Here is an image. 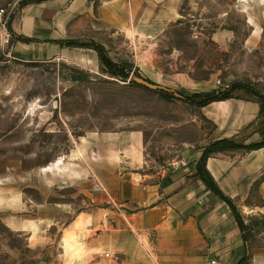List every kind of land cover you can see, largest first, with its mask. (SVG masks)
I'll list each match as a JSON object with an SVG mask.
<instances>
[{"label":"crops","instance_id":"obj_1","mask_svg":"<svg viewBox=\"0 0 264 264\" xmlns=\"http://www.w3.org/2000/svg\"><path fill=\"white\" fill-rule=\"evenodd\" d=\"M180 7V0H25L9 26V54L35 63L62 61L96 73L102 69L97 52L66 43L95 41L109 55L112 46L106 39L121 35L128 42L129 63L159 89H176L186 96L217 91L220 88L210 79L163 72L156 65L154 42L180 21ZM137 46H142L139 52ZM197 109V116L212 128L198 147L183 146L171 160L149 159L143 132L90 135L82 138L80 155L98 143L86 156H68V163L64 159V165L73 167L64 172V189L76 188L77 196L90 200V206L80 208L64 228V238L81 236L80 264H99L102 253L107 258L122 256V264H206L211 259L239 264L247 255L248 264H264L263 233L254 229L255 217L264 225V205L245 206L256 182L264 198L260 180L264 148L213 153L205 165L250 229L247 244L230 208L196 176L209 145L221 140L242 139L243 145L262 141V133L255 130L261 105L228 98ZM64 208L75 210L72 202L64 203ZM26 228L32 225L15 230ZM63 252L65 264L71 258V253H65V242Z\"/></svg>","mask_w":264,"mask_h":264},{"label":"rangeland","instance_id":"obj_2","mask_svg":"<svg viewBox=\"0 0 264 264\" xmlns=\"http://www.w3.org/2000/svg\"><path fill=\"white\" fill-rule=\"evenodd\" d=\"M22 2L0 0V264H64V228L80 208L90 206L88 197L76 195V188L64 189V172L73 168L64 159L68 163V156H86L98 143L80 155L82 138L143 132L146 156L161 163L183 146L198 147L212 126L197 116L194 104L199 99L191 98V105L180 100V95L193 94L159 89L144 78L129 63L130 49L121 35L106 39L112 52L103 49V54L115 62L120 75L123 69L130 74L127 79L112 77L104 68L90 73L62 61L15 59L9 54V26ZM180 2V21L154 42L157 67L210 79L217 91L229 90L231 98L259 102L263 110L255 130L264 136V0ZM5 33L10 34L8 43ZM86 45L101 47L95 41ZM235 142L243 145L242 139ZM237 151L242 150L225 152ZM58 160L60 170H44ZM66 202L75 210L65 212ZM261 205L264 198L256 182L245 206ZM9 222L32 228L18 231ZM254 225L264 239L259 217ZM123 261L122 256L102 253L99 264Z\"/></svg>","mask_w":264,"mask_h":264},{"label":"trees","instance_id":"obj_3","mask_svg":"<svg viewBox=\"0 0 264 264\" xmlns=\"http://www.w3.org/2000/svg\"><path fill=\"white\" fill-rule=\"evenodd\" d=\"M21 41L29 42L30 40L22 38ZM66 45L67 46H75V47L76 46L77 47H86L87 46L86 44H79V43H74V42H67ZM91 48L97 52L100 64H101L102 68L105 69L106 73H108L112 77H119V78H123V79L129 78V74L125 73V69L122 70L121 75L119 74L118 67L112 61H110L109 59H107L104 56L102 47L92 46ZM161 92L163 93V91H161ZM228 92H229V90L212 91V92L207 93V94H193L191 97H185V96L180 95V94L179 95H180V100H182L184 103H188L190 105L193 102L191 100V98L192 99H199V103H197V104L195 103L194 105L196 107H203V106H206L212 102L222 101V100H226L228 98H231L228 95H226ZM261 110H263L262 106H261ZM261 148H264V136H263L262 141L260 143L252 144V145H248V146L237 144L234 140L217 141V142L209 145L208 147H206L204 149V152L202 154V157H201L199 163L197 164V169H196V176L204 182L206 187L211 192H213L218 198H220L230 208L231 212L233 213V215L236 219V223H237L238 228L240 229V231L242 233L244 242L246 244L249 241L248 237L250 235V229L244 224V221H243L240 213L238 212L236 206L232 202V200L229 199L228 197L224 196L220 192V190L218 189V187L216 186V184L214 183V181L212 180V178L210 177V175L206 171L205 165H206V161L208 160L209 156L213 153L224 152L227 150L253 151V150H259ZM248 263H249V255H247L244 259H242L239 264H248Z\"/></svg>","mask_w":264,"mask_h":264},{"label":"bare ground","instance_id":"obj_4","mask_svg":"<svg viewBox=\"0 0 264 264\" xmlns=\"http://www.w3.org/2000/svg\"><path fill=\"white\" fill-rule=\"evenodd\" d=\"M83 144L86 145V143H83ZM60 164H61V160H58L55 163L50 164L49 166L44 168V170H49L53 167L60 170ZM3 199H4V197L0 195V202ZM9 224L15 229L21 227V226H18L17 224H13L12 222H9ZM24 227H30V225L26 224V225H24ZM72 236H70V237L65 236V238L63 237V239H62L63 248H64V242H65V253H71V258L65 264H80L79 255H80V247L81 246L78 244V242L81 240V236L77 237V238H74Z\"/></svg>","mask_w":264,"mask_h":264},{"label":"built area","instance_id":"obj_5","mask_svg":"<svg viewBox=\"0 0 264 264\" xmlns=\"http://www.w3.org/2000/svg\"><path fill=\"white\" fill-rule=\"evenodd\" d=\"M20 1H25V0H20ZM3 13H4V11L0 12V17H2ZM3 27H5V25ZM3 37H4V40H5V43H8L9 40H10V34L5 33L3 35ZM206 264H221V262L219 260H217V259H211Z\"/></svg>","mask_w":264,"mask_h":264}]
</instances>
